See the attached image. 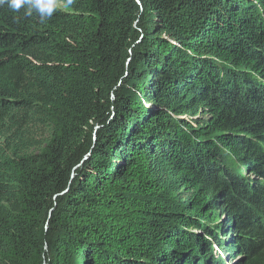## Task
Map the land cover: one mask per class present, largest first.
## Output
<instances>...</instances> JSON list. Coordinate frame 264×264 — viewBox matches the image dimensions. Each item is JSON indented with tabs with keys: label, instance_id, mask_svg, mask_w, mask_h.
I'll return each instance as SVG.
<instances>
[{
	"label": "trees",
	"instance_id": "1",
	"mask_svg": "<svg viewBox=\"0 0 264 264\" xmlns=\"http://www.w3.org/2000/svg\"><path fill=\"white\" fill-rule=\"evenodd\" d=\"M0 6V264H264V0Z\"/></svg>",
	"mask_w": 264,
	"mask_h": 264
},
{
	"label": "clouds",
	"instance_id": "2",
	"mask_svg": "<svg viewBox=\"0 0 264 264\" xmlns=\"http://www.w3.org/2000/svg\"><path fill=\"white\" fill-rule=\"evenodd\" d=\"M74 0H64V6L72 5ZM7 5L13 11H19L25 8V15L37 13L39 19L43 22L50 18L57 10V0H0V6Z\"/></svg>",
	"mask_w": 264,
	"mask_h": 264
},
{
	"label": "water",
	"instance_id": "3",
	"mask_svg": "<svg viewBox=\"0 0 264 264\" xmlns=\"http://www.w3.org/2000/svg\"><path fill=\"white\" fill-rule=\"evenodd\" d=\"M138 3H139V1L138 0H136Z\"/></svg>",
	"mask_w": 264,
	"mask_h": 264
},
{
	"label": "rangeland",
	"instance_id": "4",
	"mask_svg": "<svg viewBox=\"0 0 264 264\" xmlns=\"http://www.w3.org/2000/svg\"><path fill=\"white\" fill-rule=\"evenodd\" d=\"M58 5H60V4L58 3Z\"/></svg>",
	"mask_w": 264,
	"mask_h": 264
}]
</instances>
